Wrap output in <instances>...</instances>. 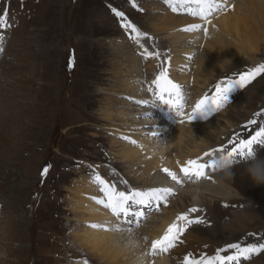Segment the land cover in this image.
Instances as JSON below:
<instances>
[{
	"label": "rangeland",
	"instance_id": "1",
	"mask_svg": "<svg viewBox=\"0 0 264 264\" xmlns=\"http://www.w3.org/2000/svg\"><path fill=\"white\" fill-rule=\"evenodd\" d=\"M222 2L227 6L226 11H228L231 1L222 0ZM116 3L120 5L117 10L124 14L127 21L134 26L138 23L144 31H147L143 32L140 37L142 39H139V44L142 45L133 41L134 47L130 49L132 54L118 39L123 34L121 28L115 26L121 25L120 18H117L113 11ZM137 3L138 7L135 5ZM143 4L148 6L147 12L141 9L139 12L143 14L139 15L138 10ZM159 5H161L160 1L153 0H125V3L124 0L121 2L120 0H0V14L4 13L3 8L10 7L7 15L10 14L12 18L17 17L20 22V26L13 33L5 36L6 44L3 45L4 40H2L0 45V48L5 49V54H2L0 60V264H84L85 261L87 264H108L106 261L94 258L92 253L80 246L73 236L79 232L81 223L79 225L78 223L83 221L73 215V206L82 204L80 200L85 198L89 191L92 193L98 188L94 185V181H88V178L96 175L102 177L105 173L117 187L134 185L140 187L138 190L142 191L160 187L162 184L155 181L158 177L162 179L157 170L165 167H152L158 160L156 157L160 154L166 157L167 152L169 154L172 152L171 155L167 154L172 157L170 159L172 162L182 153L185 155L192 150L195 146L193 142L205 140L214 132H219L221 138L235 128L227 126L226 120L231 119L244 108L239 97L244 100L249 92L237 93L233 104L212 120L192 126L194 130L191 127H179L178 130L177 126H173L168 136L155 135L153 140L158 141L161 151L165 146V153H153L150 150L153 147L151 141H148L147 145L141 143L142 139H150L153 131L158 132L159 129L156 127L158 128L159 123L156 122L155 113L146 118L145 111L149 109H141L134 105L132 98L142 94L138 82L141 81L143 74L154 69L158 62L155 55L151 61H141L138 54L150 56L156 54L152 53L154 51H163L165 53L163 66L165 65V70L169 71L167 72L169 78L173 76L181 78V74L187 75L185 68L190 69V75L199 74L198 68L202 66L197 65L198 61L203 57L206 61L212 58L211 52L205 46L204 49L200 48L199 53L193 54L203 40L197 36L201 29L196 30V34L190 38L189 35L193 31H185V29L194 23H188L179 29L178 21L175 23L171 21L172 17H176L182 24L192 22L187 16H182L184 12H189L190 4L184 8L180 4L181 9L177 12H173L172 7L165 10ZM237 6L235 5L234 8ZM19 8L23 9L22 13L14 12ZM243 8H238L234 12L235 17L244 15L245 21L258 31L262 25L259 16H253L247 13L244 6ZM226 11L216 13L209 18L215 19ZM188 14L193 21H196L195 24H199V18L196 20L190 12ZM172 28L181 31L176 37L181 36V33L183 36L176 39V47H180V51L174 52V56L170 57L177 59V64L174 69H169L167 58L172 53L170 44L172 36L169 32ZM140 30L139 27L138 31ZM232 31V28L228 30L233 37L229 41L225 40L224 45L228 46L227 50L236 53H233V58L223 68L221 66L210 69L211 78L209 77L206 88L202 86L204 84L200 79L196 81L192 77L193 86L190 89H192L193 101L196 100L198 93V96L203 95L206 92L204 89L210 90L230 72L239 71L243 67L249 69L264 63V40L257 42L258 52L250 55L247 46L240 41L241 35L238 38ZM154 34L156 36H153ZM146 36L152 40L150 46L154 51H145L147 48L145 42L150 41L144 38ZM6 38L9 40L6 41ZM262 38L261 36L260 39ZM215 39L217 38L209 37L205 43L209 44ZM173 51H176V48ZM238 51L243 54L240 55ZM70 60L71 67H69ZM143 65L146 66L143 68ZM173 70H178L179 74L176 75ZM262 78L264 79V76ZM133 80L136 82L137 92L135 93V90L126 92L128 82ZM188 80L178 85L185 84ZM262 93L257 98L254 107L256 111L264 108V91ZM193 101L189 105L190 108L195 104ZM248 120L250 118L245 122ZM222 129L224 131H221ZM183 133H187L188 138L182 137L179 141L178 137ZM219 141L220 139L211 144L221 143ZM171 146H175L174 151ZM101 147L104 149L101 150ZM258 147L260 146H255V153ZM125 148L134 154L133 161L122 157ZM100 151L106 155L110 154L111 160L101 156ZM136 152H139V155ZM262 153L264 151L256 157V160ZM142 160L143 162L139 163ZM107 162L124 164V166H118L120 170ZM235 163L236 166L242 165L241 168H246L250 162L242 159L232 165ZM147 164H151L149 167L153 169L150 170ZM46 167L47 174L42 176L41 173ZM146 170L153 171L151 179H148L146 173L149 171ZM163 179L162 181H167ZM178 187L173 188L177 194L167 202V207L164 205V209H160L162 213L160 216L156 212L149 211L148 218L143 221L144 223L141 222V227H133L142 229V225L150 222L152 223L150 226H154V223H159L160 219L165 218L167 211L174 210L178 203L177 195L181 192V186ZM261 189L264 192V186ZM87 196L89 197V194ZM229 204L234 208L235 202ZM244 205L250 207L248 202ZM238 206H241L240 202ZM252 206V210H241V213L238 209L224 210L217 223L213 222V226L205 229L212 238L211 243L214 244L211 245V251L215 246H227L241 239V241L247 240V237L254 240L249 241L251 244L264 243V200H255ZM238 214H245V217L232 216ZM234 217L239 223L232 222ZM98 223L100 221L96 224ZM158 226L159 224L155 227ZM149 228L151 227L146 229ZM151 232L152 230L147 233ZM114 234L118 237L115 238ZM114 234L113 239L109 240L112 243L105 244V247H111V251L114 252L112 259L116 257L114 260L124 264L128 260L131 261L132 257L141 256L140 254L145 256L148 247L145 242H139L141 240L136 242L138 252H132L134 242L140 236L139 233L135 232L133 239L125 237L128 235L127 231H124L123 235L116 232ZM187 239L189 244H193L191 239L190 241L189 238ZM119 240L122 242L119 243ZM125 242L126 247L129 245L127 249L123 244ZM182 243L183 241L179 246L182 247ZM122 244L126 249L125 252H122ZM198 246L199 249L207 250L206 247ZM187 247L185 251L193 249ZM179 250L178 247L174 250L173 253L178 254H172L173 257L169 259L171 262L167 259L169 264L177 263V257L182 256ZM65 251H68L67 256L64 254ZM149 258L153 259L154 263L147 264H157L160 261L164 262L165 257L158 259L147 256L148 260ZM112 259L109 263L115 264ZM141 262L142 260L139 261ZM243 264H264V251L259 252L257 258L254 257Z\"/></svg>",
	"mask_w": 264,
	"mask_h": 264
},
{
	"label": "bare ground",
	"instance_id": "2",
	"mask_svg": "<svg viewBox=\"0 0 264 264\" xmlns=\"http://www.w3.org/2000/svg\"><path fill=\"white\" fill-rule=\"evenodd\" d=\"M233 3H234V5L232 6V8H229L228 11H226L223 14L219 15L217 18H215V19L209 18L211 20V23H206L198 15L197 16H193V18H195L196 20H198V18L201 20V21L198 20V23L199 24H202L201 25V28H200L201 30H200V32L197 33V36H200V39L202 38L204 40V42H205V41H207V39L209 37H216L217 38L214 41L211 40L212 41L211 43L209 42V44H206L205 45V48L208 51L211 52L212 58L206 61V58L203 57V55H202L203 58H201L199 61L197 60L198 61V64L197 65H201L202 66V68H198L200 70L199 74H191V78L193 77L196 81H197V79L198 80L200 79V82L202 84H204V85H202L204 88H206L207 87V84H208L207 81L209 80V77H210V74H211V70L210 69L211 68H213V69L220 68L221 66H222L221 68H223V66L226 63L230 62L231 58H233L232 57L233 53H236L235 51H229V50H227L228 46L224 45V41L225 40L229 41V39L231 37H233L231 35V32H228V30L230 28L233 29L232 33L234 34V36H236V37L239 38L240 35H241L240 41L244 44V46H247V49H248V52H249L250 55H251V53L253 54V53H257L258 52V46H259V44L257 45V42L259 40L260 41H263L264 40V0H256V1H251V0H245V1L244 0H234ZM187 5L188 4H184V5H182V7L184 8ZM235 5H238V6L234 8ZM243 6L247 9V11H248L247 13H250L253 16H255V15L256 16H259L260 22H261L262 25L259 27L258 31H256L255 29H253L245 21V19L243 18L244 15H243V17L241 15L235 17L234 12L238 8L244 9ZM189 9L198 11V6L196 4H190L189 5ZM187 13H189V12L187 11ZM191 18L192 17H190V21H192V22H183V24L180 22V19L179 18H176V17H172L171 18V21L174 22V23L176 21H178V24H179L178 28L179 29H182L188 23H190V24H192V23L195 24L196 23V21H193ZM128 22H130V21H128ZM248 22H250V20ZM204 27H207L208 28L207 35H205V34L202 33ZM227 27H230V28L228 29ZM178 28H172L169 31L170 32V36H172V40H171L170 44H171V49H172V53H173V55H171L172 54L171 53L168 56V58H167V60H169V62H170L169 63L167 61V65H170V68L169 69H174L175 68V65L177 64L176 63L177 59H173V58L170 59V57H173L174 56V54H175L174 52H179L180 51V47H176V42H177L176 39H178L181 36H183V33H181V36L178 35V37H176L177 34L179 32H181V31H178L179 30ZM175 31H178V32L177 33H172V32H175ZM195 32H196V30L193 31V32H191V35H189L190 38H193L192 35H195L196 34ZM261 36L263 37L262 39H260ZM203 40H201V41H203ZM1 41L2 40H0V45H1ZM238 44H240V43H238ZM138 45H142V44H138ZM174 48H176V51H173ZM146 49H145V51H146ZM238 52H239L240 55L243 54L241 51H238ZM252 56H254V55H252ZM133 67H135V66H133ZM184 70H186V68ZM131 71H133V70H131ZM171 72L172 71H170V73ZM223 72H225V71H223ZM181 75H182L181 78H177V77L175 78L173 76L170 79L174 83L178 84L180 82L181 83L184 82L185 80L189 79V77H190V76H187V75H184V74H181ZM179 79H181V80H179ZM196 81H194V82H196ZM134 90L135 91L137 90V85H136L135 80H133L132 82L129 81L128 84H127V86H126V92H131V91H134ZM263 91H264V79L261 77V78L255 80L254 81V84L248 86L244 90V92L242 94H244L245 92H247V93L249 92L248 96L245 95L244 100L241 99V96L239 97V100L243 103L244 108L241 109L240 111H238L236 113V115L233 116L231 119L227 118L226 125L227 126H230V127H238L240 124H242L243 122H245V120L247 118H250V119L254 118L255 113H256V110L254 109V107L256 106L258 96ZM198 94L196 96V100L193 101V102H196L202 96L201 94H200L201 96H198ZM262 95H263V93H262ZM189 108H190V106H189ZM227 115H229V114H227ZM260 118L262 120V122L260 124H262L264 122V116H261ZM156 122H158V120ZM260 124L257 123L256 125H254L253 128H252V130H251V132L253 130H258ZM191 128L193 129V127H191ZM179 129L180 128L178 127V130ZM176 131H177V129H176ZM221 131H224V129H222ZM207 133H209V132H207ZM174 134H175V132H174ZM186 134L187 133L181 134L178 137V140L181 141L182 137H186L187 136ZM224 136L225 135H222V137H224ZM186 138H188V137H186ZM190 138H191V136H190ZM219 139H220L219 132H214V133L211 134V136H207V138L205 140H202V141L199 140V142H193V144L195 145L193 147V149L190 150V151L187 150L188 152H186L185 155H182L183 154L182 153L181 156L178 157V159L179 158L180 159H188V158H193V157H201V156H203V153L205 151H207L212 146L211 143L214 142V141H217ZM148 141H150V140L149 139L148 140L142 139L141 140V143H144V145H147ZM170 142H172V141H170ZM175 146H176V144H175ZM175 146H171V149H173V147H175ZM213 146H215V145H213ZM164 150H165V146L162 149L163 152L160 149V152L159 153H165ZM123 151H124V153L121 154V155H122V157L124 159H128L130 161H133L134 160V154L133 153H132L133 155L131 154V150H127L125 148ZM173 151H174V149H173ZM136 153H138V155H139V152H136ZM146 153H149V152H146ZM174 153H176V152H174ZM167 154L168 155H171L172 152H171V154H169L167 152ZM167 154H166V157L163 156V155H161V154H160L161 156L160 155L158 157L155 156L156 159H158V160L155 162V164L153 162L154 165L152 167H157L158 166L160 168V166H161V167H166V168L171 169V170H175L176 167H172L174 161L171 162L170 159L172 157L171 156H167ZM178 154H180V153H178ZM142 157H140V158H142ZM145 157H146V155H145ZM257 161L264 162V153H262V155L259 158H257ZM142 162H143V160L140 161L139 163H142ZM139 163H137V164L139 165ZM150 165L151 164H149L147 167H149ZM240 166H242V165L236 166V163H235V165H232L231 164L229 166V168L227 169V171L229 172V175L231 176V179L228 180L227 183H225L223 185H219L216 182L213 183L209 179H201L199 182H195V178H193V180L190 181V180H188V179H186L184 177H180L184 182L181 185H177V184H175L174 181L167 179V177H165V180H167L169 183H166L167 181H162L164 179H161V177H158L155 181L156 182L157 181L160 182L159 184L160 185L162 184L161 186H170L172 188H175V187L179 188L178 186H181L180 187V191L181 192L179 193V195H177L178 196V198H177L178 199L177 200L178 203L175 206L174 210H168L167 211V216L165 218L163 217V219H160L161 221L159 223H154L153 222L154 223V226L153 225L150 226V224H152L150 222V223H147L145 225H142L143 226L142 229H136V228L133 227V233L132 234H129L127 232L128 235L127 236L124 235L126 238L127 237H131V239H133V237L135 236V232L140 234L139 238L134 242L133 250L131 249L132 252H138L137 251V247H136L137 246L136 242L139 241V240H141L139 242H145L146 247H148V242L150 240H152V239L158 238L161 235V233L163 232V229L171 221H173L175 219L174 217L178 213L186 212L191 207H199V208L200 207H204V209L210 215V222H213L214 221V222L217 223V221L221 218L220 216L223 215L224 210L225 211H232V209H224V208H222V207H225V208H233L229 203L232 204V203L235 202V204L233 206L236 207V206H238V203L239 202H240V204L242 206V205H244L245 202L250 203V202H253L255 200H264V192L261 189V187L264 186V185H259V186L258 185H255L250 180V178L248 177V175L246 174V171H245L246 168H241ZM152 167H149V169L150 168L153 169ZM147 171H149V170H146V172ZM152 172L149 171V172L146 173L148 175V179H151L152 178ZM217 175L218 174L214 175L213 177H216L217 178ZM142 179H143V177H142ZM221 179H223V177H221ZM163 184H167V185H163ZM149 185H151V184H149ZM88 194H89V197L87 196ZM87 195L85 196V198H82L80 200V202H82V204H80L79 206H78V204H75L73 206L74 207V209H72L73 215H75V217L78 216L80 219H83V221L79 222L78 225L80 223L81 224L82 223H84V224L86 223V225H81L80 224L79 225V232H77L76 234L74 233L75 235H73V236L76 238L75 240H77V242H78V244L80 246L85 247V249L89 250L92 253V256L94 258H99L100 260L106 261V262H108V264H110L109 261H110V259H112V255H113L114 252L111 251V247L110 248L109 247H105V244L112 243L109 240H112L113 237H114V235H116L115 238H117L118 237L117 234H114L115 232L112 233V231L110 232V231L95 230V229H92L89 225H91L93 223L96 224L99 221H100V223H98V224H103L104 222L109 221V220H112L114 218L111 217V214H110V212L107 209H104L101 205H98L96 203V200L97 199H103V196L100 193V191L98 190V188H97V190H95L92 193L89 191L87 193ZM224 205H227V206H224ZM243 210H245V209H243ZM163 213H164V211H163ZM232 216L245 217V214H238V215H232ZM232 222L239 223V220H237L236 217H234V219L232 220ZM157 224H159V226L158 227H155ZM125 227H127V225ZM148 227H151V228H149V230H147L146 228H148ZM136 230H139V231H136ZM150 230H152V232L150 234H148L150 232ZM187 238H189V241L191 239V243H193V244H195L197 246L200 245V248H205L206 247L207 250H205V251L207 252V256L214 255L216 253V251L218 250V248L216 249L215 248L216 246H215V247H213L214 250L211 251L212 250L211 245H214V244L211 243L212 242L211 241L212 238L210 237V235H208L207 230H205L202 225H196L195 227L191 228L189 230V232L182 238L181 241L184 242V241L188 240ZM123 239H124V237H123ZM123 239H121V240H123ZM121 240H119V243H120ZM249 241H254V240L252 238H250V237H247V240L241 241V244H242L241 246H245L246 247L247 246L246 244L249 243ZM123 244H125V247H126V242L123 243ZM123 244H122V248H123ZM249 244H251V243H249ZM254 244H256V243H254ZM111 246L113 247V245H111ZM114 246H115V243H114ZM127 247H126V249H127ZM190 248L191 247H189V249ZM116 249H117V247H116ZM126 249L123 248L122 249L123 250L122 252H125ZM197 249L198 250H195V252H192V253L196 257H200L201 254L203 253V251L199 252V246H198ZM183 251H185V250L184 249L183 250L180 249L179 250V253L181 254ZM185 253H188V251L185 252ZM231 253L232 252L230 250H228V252L226 253V255H230ZM172 254L175 255V254H178V253H175V254L172 253ZM180 254H179V256H180ZM203 254H205V253H203ZM136 255L138 256V254H136ZM140 255L141 256H138V257H135V258L132 257L133 256L132 255L131 257L134 258V259L131 258V261L128 260L127 263L125 262L124 264H147V263L150 262V258L148 260L147 259V256H143V254H140ZM181 255H183V254H181ZM256 257H257V254H256ZM115 258L116 257H114V259ZM121 258L122 257H120V259ZM155 258L161 259V257H155ZM114 259H112V260L115 262V264H123V263L118 262V261H116ZM140 260H142L141 263H139ZM155 260H157V259H155ZM122 261H123V258H122ZM143 261H145V263H143ZM157 264H169V263H168L167 258H164V262L163 261H160V262H157Z\"/></svg>",
	"mask_w": 264,
	"mask_h": 264
},
{
	"label": "snow or ice",
	"instance_id": "3",
	"mask_svg": "<svg viewBox=\"0 0 264 264\" xmlns=\"http://www.w3.org/2000/svg\"><path fill=\"white\" fill-rule=\"evenodd\" d=\"M165 3L172 6L174 3L184 4H196L198 11L189 9L192 16H199L206 23H211L210 16L226 11L227 6L222 0H165ZM177 7H172L173 12H177ZM114 11V15L120 18L121 27L127 32L131 29L132 35L130 38L135 40L137 44L140 43L139 37L143 33L139 32L137 28L124 17V14L120 11ZM7 21V10L3 14H0V40H4L3 31L6 27H9ZM201 28L200 24H192L185 31H195ZM204 34L207 35L208 28L203 29ZM0 51H3L0 48ZM72 61H69V67H71ZM264 74V63L259 64L256 67L247 69L246 71L238 72L233 76L227 77L224 80L219 81L215 85V90L211 95L205 94L198 99L194 106L191 108V113L188 115V121L191 123L195 118L207 119L209 116L215 114L229 103V94L238 88H244L257 79V77ZM152 85L155 86L156 91L154 95L158 97L161 104L167 106L169 109L175 111L177 117L184 115L185 98L182 95L180 85L174 83L171 79H168L167 72L161 71L156 78L152 81ZM149 91H152V86H149ZM165 96L168 98L166 99ZM138 104H143L149 108L157 107L155 101L149 104V101H137ZM146 113V112H145ZM144 113V115H145ZM147 118V116L145 115ZM183 122L182 120L180 121ZM257 120L252 118L248 120L247 125H256ZM232 145L229 148L227 145L218 147L206 151L203 156L195 159H188L185 161L179 169L183 177L188 180L199 182L201 179H209L213 183L216 182V177H213L210 172L206 171L211 169L217 171L220 167L228 166L232 163V158L239 156L241 159L247 160L250 163L256 162V158L252 152V146L255 144L264 145V123L260 124L258 130L249 136V138L234 137L233 140L228 142ZM207 157L208 160L204 161ZM203 161V162H202ZM264 167V164H261ZM48 168L46 167L41 175H46ZM164 172L172 181L177 185H181L184 181L180 176L168 168H162ZM96 183L100 186L99 191L103 196V199H97L96 203L101 205L104 209H107L111 217L114 219L104 222L103 224H91L92 229L102 231H112L119 234H123L127 231L129 234L133 233V225L138 228L141 222L146 221L148 218V212L146 209L159 210L160 204L163 202L166 206L169 198L174 194V189L170 186L152 187L149 190L142 191L136 189H128L127 191L118 190L113 184L107 183L101 176L96 175L94 177ZM227 206V205H224ZM199 209L196 207L189 208L186 212L176 216L175 220L167 226L162 236L158 239L151 241V247L144 255L155 256L161 253L167 252L173 248L180 237L192 226L203 225L207 221L203 217L190 218V213H196ZM127 225V227H125ZM229 249L233 250L231 255H222V252H227ZM264 251V243L259 245L249 244L246 247H242L240 244H230L224 249H218L215 255L204 256L199 259L191 257V254L183 257L182 264H236L241 258L248 259L253 254H258ZM87 264V261L84 262Z\"/></svg>",
	"mask_w": 264,
	"mask_h": 264
},
{
	"label": "clouds",
	"instance_id": "4",
	"mask_svg": "<svg viewBox=\"0 0 264 264\" xmlns=\"http://www.w3.org/2000/svg\"><path fill=\"white\" fill-rule=\"evenodd\" d=\"M261 164H264V162H253L249 163V165L246 167L245 171L250 180L255 184V185H264V167H261ZM229 168L228 166L225 167H220L217 169V179L216 183L219 185H223L227 183L228 180L231 179V176L229 175V172L227 169ZM223 177V179H221Z\"/></svg>",
	"mask_w": 264,
	"mask_h": 264
}]
</instances>
